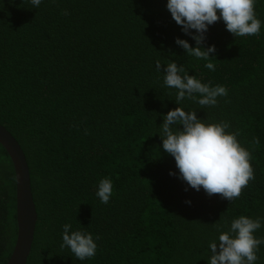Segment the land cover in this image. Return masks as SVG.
<instances>
[{"label": "trees", "instance_id": "obj_1", "mask_svg": "<svg viewBox=\"0 0 264 264\" xmlns=\"http://www.w3.org/2000/svg\"><path fill=\"white\" fill-rule=\"evenodd\" d=\"M166 2L43 0L33 9L28 0H0V124L26 154L38 213L27 264H208L219 227L240 215L264 218V0L255 4L258 36L210 26L204 45L216 47L215 71L175 44L179 37L195 47ZM157 60L227 88L215 106H181L228 123L250 152L255 178L232 202L185 191L169 175L178 169L158 132L178 105ZM106 177L113 195L103 204L95 193ZM16 194L0 143V264L17 240ZM65 223L99 237L94 257L80 261L60 247ZM255 235L264 238V226ZM257 255L264 264V244Z\"/></svg>", "mask_w": 264, "mask_h": 264}, {"label": "clouds", "instance_id": "obj_2", "mask_svg": "<svg viewBox=\"0 0 264 264\" xmlns=\"http://www.w3.org/2000/svg\"><path fill=\"white\" fill-rule=\"evenodd\" d=\"M42 2L28 0L33 9H38ZM255 4L256 0H167L166 9L172 19L195 41L193 47L189 40L177 37L175 44L188 56L205 61V68L215 71L212 62L215 56L210 54L216 52V47L204 45L210 26L222 21L226 31L234 37L258 36L262 21L256 15ZM162 66L163 86L176 90L175 103L178 105L163 115L158 132L163 151L174 158L178 169V173L170 170L169 175L185 182V191L203 189L210 197L220 194L221 198L232 202L255 178L250 152L238 141V132L227 131L228 123L209 122L199 118L196 111L181 106L185 100H193L201 106H215L218 97L228 95L227 88L201 82L175 61L162 65L157 60L158 72ZM95 194L101 203L108 204L113 195L112 180L100 179ZM186 203L191 204V201ZM262 222L264 218L240 215L231 220L226 230L219 227L217 239L208 244L211 253L208 264H256L264 238H257L255 233L264 226ZM62 227V249L67 248L80 261L96 255L98 236L72 230L69 223Z\"/></svg>", "mask_w": 264, "mask_h": 264}, {"label": "water", "instance_id": "obj_3", "mask_svg": "<svg viewBox=\"0 0 264 264\" xmlns=\"http://www.w3.org/2000/svg\"><path fill=\"white\" fill-rule=\"evenodd\" d=\"M0 143L9 153L16 173L18 235L7 264H27L38 221L30 168L22 146L2 124H0Z\"/></svg>", "mask_w": 264, "mask_h": 264}]
</instances>
